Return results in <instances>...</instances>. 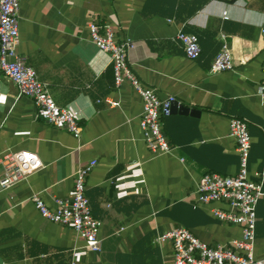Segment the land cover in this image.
Listing matches in <instances>:
<instances>
[{
    "label": "crops",
    "instance_id": "1",
    "mask_svg": "<svg viewBox=\"0 0 264 264\" xmlns=\"http://www.w3.org/2000/svg\"><path fill=\"white\" fill-rule=\"evenodd\" d=\"M92 18L134 43L129 64L140 80L161 98L175 97L164 120L170 154L152 155L142 141L140 99L127 82L115 86L108 55L88 38ZM18 23V54L82 131L75 139L36 119L32 101L17 98L0 74V157L24 150L44 166L0 191V264H168L170 248L157 242L166 229L182 226L212 247L239 235L210 213L226 204L194 208V191L204 174L238 170L235 144L226 136L230 118L247 124L250 168L264 171V102L257 95L264 82V0H20ZM180 30L197 36L196 60L185 57ZM221 35L233 70L211 75ZM93 159L85 195L102 226L99 253L86 251L71 228L42 218L30 201L39 193L52 207L51 197L67 195L73 173ZM262 189L257 258H264V179Z\"/></svg>",
    "mask_w": 264,
    "mask_h": 264
},
{
    "label": "built area",
    "instance_id": "2",
    "mask_svg": "<svg viewBox=\"0 0 264 264\" xmlns=\"http://www.w3.org/2000/svg\"><path fill=\"white\" fill-rule=\"evenodd\" d=\"M19 7L20 0H0V74L14 84L17 98L25 97L32 101L36 119L45 125L64 129L73 138L79 139L82 128L75 115L53 102L47 86L18 54ZM260 32L264 44V28ZM87 33L89 40L108 55L115 86L119 88L127 82L139 97V128L149 152L152 155L170 154L173 147L165 133L164 120L171 114L175 97L169 94L159 97L155 88L137 77L129 64V52L134 43L121 37L116 26L92 18L87 24ZM221 38L223 45L210 65L211 75L233 70L229 46L225 36L221 35ZM176 39L188 60H196L200 56L197 36L180 30ZM262 77L264 81V63ZM257 95L264 102V82L259 86ZM226 136L235 144L238 170L233 175L207 173L199 177L195 182L193 207L226 204V209L213 207L210 213L215 220L239 228V235L212 247L182 226L166 229L157 237V242L169 246L168 264H264V258H257L253 252L256 206L263 196L264 171L250 168L251 141L243 120L230 118ZM0 165V191L11 189L44 167L35 154L24 150L5 152L0 157ZM96 165L97 161L93 159L79 166L71 177V190L63 197H51L52 207L44 202L39 193L30 196L34 209L42 218L71 228L84 242L85 250L92 253L101 251L102 226L92 216L85 192L88 176Z\"/></svg>",
    "mask_w": 264,
    "mask_h": 264
},
{
    "label": "water",
    "instance_id": "3",
    "mask_svg": "<svg viewBox=\"0 0 264 264\" xmlns=\"http://www.w3.org/2000/svg\"><path fill=\"white\" fill-rule=\"evenodd\" d=\"M177 102L173 101L172 105H171V113L174 111V109L176 108ZM179 112H181L183 115H187L189 113V108L184 107V106H179Z\"/></svg>",
    "mask_w": 264,
    "mask_h": 264
}]
</instances>
